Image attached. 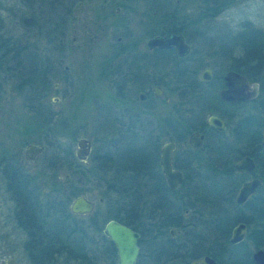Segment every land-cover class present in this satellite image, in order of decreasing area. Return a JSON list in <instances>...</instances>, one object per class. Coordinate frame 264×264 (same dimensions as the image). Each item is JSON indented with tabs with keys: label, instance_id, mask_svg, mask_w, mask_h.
I'll use <instances>...</instances> for the list:
<instances>
[{
	"label": "rangeland",
	"instance_id": "374dc122",
	"mask_svg": "<svg viewBox=\"0 0 264 264\" xmlns=\"http://www.w3.org/2000/svg\"><path fill=\"white\" fill-rule=\"evenodd\" d=\"M167 1L165 10L168 14L166 16L162 13L164 9H160L161 13L154 12V15L149 13L142 0H58L61 8L59 9L58 6L56 8L58 17H61L60 33L63 36L54 46L52 43L48 44L45 37H42L46 28L44 24L40 31L32 26L35 19L39 20L38 16H46L50 12L47 8L40 13L37 1L31 3V9L26 8L24 4L21 5L19 0H0V7H2L0 15L4 22V31L16 39L13 43H9V53L7 52L0 58V84L2 85H0V106L3 105L9 109L11 123L12 115H16L19 130V137L16 135L15 142L11 137L10 141L6 142L7 144L0 143V156L5 152L6 155L17 156V159L23 162V149L27 144L43 146L39 158L30 163L27 170L35 173L36 185L43 188L45 194L52 196L59 193L58 195L65 198L67 203L75 197H69L68 192L74 186H78V189L82 191L80 195L95 201L93 211L78 216V219L89 221L90 225L93 224V220L101 226L105 224L102 220L109 207L106 200L114 199L105 186L106 182L108 184L112 181V177L109 180L107 176L103 180L101 173L91 170L93 173L88 172L87 176L78 180V174L76 176L71 172L76 165L83 166L82 169H93L95 163L91 162V157L95 155V159H99L96 156L99 153L95 152L99 142L110 145L108 143L114 131L109 122L111 123V120L115 118L120 121L127 120V113L123 111V107H128L133 97L135 100L136 96H132L133 93H131L134 89L127 87L124 88V92L126 97L130 96V98L125 101L127 98L122 93V103L113 104L117 98L114 94V64L111 65V62L114 63L113 54L117 53L118 47H130L135 50L141 46L144 48L145 43L151 37L176 32L186 33L189 27L194 25L193 19H199L198 26H205L203 30L206 31L204 33H207L208 37L205 39L208 47L205 48L202 60L212 66L215 75H220L227 70L241 72L251 68L254 61L244 63L245 56L242 47L254 48V45L264 39V0H224L223 8L212 9L210 7L206 13L208 17L205 23H201L202 20H200L202 12L194 18L195 4L202 0ZM38 23L41 22L38 21ZM177 26H180L178 28H182V31L177 30ZM117 42L118 45L115 46ZM22 44H26L27 49L36 54H34L36 58H47L48 85L42 94H39L41 96L39 104L44 106L49 116L48 123H43L31 113H27L22 107V95L17 93L20 80L16 77L17 67L14 62L18 59V47ZM168 71L167 69L162 73L160 71L157 73L156 78L161 77L159 81L165 84L157 82L161 85V95L153 101V104L151 103L152 108L149 109L147 116L149 125L157 127L161 132L160 143L170 140L162 124V118L170 115L171 118L178 119L181 113L178 112L179 104L176 100V90L180 86L172 84ZM263 72L264 68L256 81L258 83L257 97L253 102L245 103L236 112L237 117L227 123L224 139L235 143L236 136L242 131L239 127L240 123L243 125L242 118L246 121H257L258 128L264 123ZM190 86L191 84L187 85L186 89H192ZM150 96L153 97L151 94ZM111 105L117 109L111 110ZM228 111L236 110L228 109ZM198 114L197 112L196 115ZM243 135L245 139L247 135ZM80 138H86L91 144V151L84 160L75 156L76 142ZM4 145L5 151H3ZM52 145L57 146L54 158L49 156L54 149ZM238 146L242 148L243 142ZM65 151L71 154L63 156ZM201 156L202 154L198 153V162H202ZM59 160L61 164L52 168V165L57 164ZM102 161L98 160L99 163L95 164L97 170L107 168V163ZM6 196L0 183V218L4 219L9 217V208L12 207L11 201ZM98 198L102 201L97 202ZM175 205L169 207V213L175 210ZM139 209L137 208L138 212H136L138 215L141 213ZM242 212L249 215L248 217L252 216L245 209ZM182 218L188 229L190 227L188 222H193L194 219L190 218L188 210L182 213ZM252 220L251 224L246 225L243 239L245 241L243 250L246 249L249 252L250 259L254 250L260 248L264 251V246L255 244L257 238L254 236L247 238V235H250V232L260 225L255 221L254 216ZM2 227L3 231L5 230L8 234L14 232L12 236L4 238L3 244L8 255L2 257L3 260L10 259L11 264H31L27 255L26 237L18 231H12L13 226L10 224L5 223ZM192 230L195 232L197 228ZM179 238L182 242V236ZM206 245L211 244L206 243ZM204 254L200 253L197 258ZM222 257V255L219 258L212 256L217 263L223 260ZM189 260V257L182 256L180 253L179 258L171 261L170 264H188ZM97 264L112 263L100 261Z\"/></svg>",
	"mask_w": 264,
	"mask_h": 264
},
{
	"label": "flooded vegetation",
	"instance_id": "af4514ba",
	"mask_svg": "<svg viewBox=\"0 0 264 264\" xmlns=\"http://www.w3.org/2000/svg\"><path fill=\"white\" fill-rule=\"evenodd\" d=\"M219 1L220 0L199 1L198 4H195L194 18H196L197 15L202 12L200 20H202L201 23H205V21L207 20L206 18L208 17L206 13L210 9V7L212 9H219L224 7V0H221L220 3H218ZM55 5L61 8L58 0L55 1ZM193 21L194 25L190 26L189 30L186 33H173L180 34L182 36L183 42L188 47L187 52L182 56L178 55L175 47L173 46L168 48H149L147 46V42L145 43L144 48L143 46H141L139 47L140 49L138 48L137 50L130 47H118L119 50L117 51V53L113 54L114 63L112 61L111 65L114 64V94L117 98L115 99L113 104L122 103L121 101L123 99L121 95L122 93L125 94L124 90L127 87H131V89H134L131 93H133L132 96L135 95L136 97L135 100L134 97L132 100H130V102L128 103V107H123V111L127 113V120L120 121L115 118L111 120V123L109 122V125H111V129L114 131L112 132L113 135L110 136L111 141L110 143H108L110 144V147L106 145L105 142H99L95 151L99 153L96 154V156L99 158L98 160L104 158L105 160L107 159L109 161H112V164L108 165L110 168L108 172L109 174H107L110 179L111 177L113 178L112 181L108 182L109 185L112 183H114L115 185L123 184V178H119L117 180V177L124 176L126 177L124 179H127L125 180V183H131L133 185L135 184V189L138 188L136 186H139L141 194H147L149 192L154 193L163 190L169 192L178 191L184 184L185 176L187 175V173L190 174L192 168L196 171L195 168L197 165H199L197 162L199 161L198 153L202 154L201 161L204 160L205 156L203 154V151L209 139H212L213 137H220L224 145V130L227 123L230 122L232 118L237 117L238 114L236 112L239 111L245 103L253 102V100L257 97L256 94V96H254L253 98L245 99L242 101H229L224 100V98L220 97V92L224 91V88H226L224 76L229 71H233L243 76L247 83H256L257 89L258 83L255 80L249 79L237 70H227L225 72L223 71V73L220 75H215L212 66L202 60V56L205 53V48L208 47V42L205 40L208 38L207 33H204L206 31L203 30L205 26H198L199 19H193ZM117 45L118 42L115 44V46ZM165 57L169 58L166 63L168 67L163 71L167 69L169 70L168 75H170V79H172V75L170 73L174 70L176 64L175 61H179L180 66L183 65L182 68L185 70L187 69L191 73L192 77H194L190 86L192 89H187L192 96L190 95L188 98H185L186 95H184V93L182 94L180 88L176 90V100L179 104L178 112H184L185 110L188 111L184 114L186 119L190 117V112L192 115L191 120L189 118V121L177 123L176 134L178 135V138L175 139L171 137V132L165 128L164 123L162 122L165 128V132H167L170 140L160 143L162 137L161 132L157 127L149 125L147 116L149 109L152 108L153 101L158 99L161 95V85L157 83V81L161 80V77L156 78V76L158 75L157 73L159 71L162 73L161 69L163 67L162 64L164 63ZM201 75H203L205 79L200 78ZM153 87H158L160 89V93L158 95L154 94V92L152 91ZM18 92L19 88H17V93ZM149 93L153 97H151ZM126 98L127 99L125 101H127L130 96H127ZM227 108H236L237 110L228 111ZM114 109L117 108L114 105H111V110ZM197 112L199 113L198 115H196ZM10 116L11 115L9 113V109L1 105V144H7L6 142L10 141L11 137L13 138L12 141L15 142L16 135L19 137V130L17 126L18 121L16 115H12V123L10 122ZM209 116H215L220 119L223 123H225L224 128L221 131H218L215 128L209 126L207 123V119ZM263 126L264 123L259 128L258 126L256 128L255 126L254 128H252L243 126L241 125V123L239 124V127L242 131L248 130L249 134H253L254 137H257L258 145L264 149V147L261 146V129ZM149 132H151L152 135L158 136L157 145L154 146V142L150 145V139L153 141L155 139L148 137ZM192 132H197L203 135L202 143L199 147H191L187 142V139ZM166 142H172L173 144L170 166L173 170L180 172L182 177L181 182L174 188H170L167 185L166 179L162 172V166L160 165L159 150L161 146ZM3 151H5V145ZM4 153L5 152H3L0 156V183L2 184L4 192L7 194L6 198L11 201L12 207L9 208L10 213L7 219L0 218V264H7V259L5 258L3 260L2 258L8 255L6 254V250L4 248L5 246L3 244V242L5 241L4 238L12 236L14 233L13 232L8 234L5 232V230L3 231L2 226L5 225V223L13 226L12 231H18L19 234L22 233L26 237V241L28 242L34 235V231L31 230L30 227L32 226V228H34L36 227V225H39V227L41 228L43 224V221L41 219H43L51 212V210H49V207L52 205L51 203H48V199L54 198L55 207L61 206L65 211L69 212V203L65 202L66 199L60 197L58 195L59 193L57 192V194L52 196H48L47 194H45L44 189L36 185L35 173H31V171L27 170V166H29L30 163L35 162L39 158L40 154L33 160L25 159L23 154L22 162L21 160L17 159V156L6 155ZM129 154L136 155L134 159L138 160V163L129 164L127 167H130V169L120 171L119 168L122 167V161L127 160ZM244 156H249L252 158L255 163V168L250 173L241 174L243 176V180L241 182L251 177H260L261 184L262 177L256 171L257 166L254 156H251L248 153H244L242 157ZM239 159H237L236 162ZM134 165H136L135 167L138 166L139 170L135 169V172H133L132 168ZM260 184L258 188L260 187ZM252 195H250L247 200ZM176 197L175 195H173L171 198L175 199ZM155 198L157 199V197ZM159 202L160 201L151 200L145 201L143 205H141L140 215L136 214L138 204H135L132 207V203H129V208H127L128 210L126 209L128 211L127 216L130 218V221L137 220L136 224L123 223L113 218H109L105 221L106 223L110 219L115 220L116 222L127 226L132 231L138 234V239L136 241L138 253L134 264H170L171 261L178 259L180 256L181 240H179V237L182 235V229H180L175 224L180 221L184 225H186V223H183L182 220L176 219L174 215L170 218L160 216L158 206H160L163 201H161L160 203ZM170 202L171 205H174L173 201H169V203ZM59 212L57 211L58 214ZM166 223L170 224L167 227H164ZM188 224L190 225V227L188 229L185 228L184 230L190 231L194 229L193 227H191L192 222H188ZM196 259L198 258L196 257ZM193 260L195 259H190L188 264H190V262ZM65 262L72 261H64L61 264ZM111 263L117 264L115 248L114 260Z\"/></svg>",
	"mask_w": 264,
	"mask_h": 264
},
{
	"label": "trees",
	"instance_id": "16d2710c",
	"mask_svg": "<svg viewBox=\"0 0 264 264\" xmlns=\"http://www.w3.org/2000/svg\"><path fill=\"white\" fill-rule=\"evenodd\" d=\"M36 1L40 13L46 8L50 12L46 14V16H38V21L41 23H38L35 19L32 26L40 31L44 24L46 28L44 27L45 29L42 37H45L48 44L52 43L55 46L60 40V37L63 36L60 33L62 21L61 17H58L55 5L56 0H19L20 4H24L26 8H31V3ZM142 1L147 6L148 12L153 15L154 12L161 13L160 9H167V0ZM58 8L60 9V7ZM0 9H2V7H0ZM166 11L167 10L162 12L163 15L168 14ZM178 27L180 26H177V28ZM177 30L182 31V28H178ZM15 40L16 39H13V37L7 35L4 31V22L0 15V58L6 55L7 52L9 53L10 47H8V45ZM27 48L28 46L26 44H22L18 47V59L14 62L15 67H17L15 72L17 74L16 77L20 80L19 93L22 95V107L27 113H31L39 121L48 123L49 116L44 106L39 104L41 97L39 94L41 95L42 91L48 85L47 58H36V54L31 53ZM242 48L245 56L244 63L248 61H254V63L251 68L243 70L241 73L249 79L257 81L259 79V73H261L264 68V39L254 45V48H248L246 46ZM10 57L12 58V56ZM168 60L169 58H164L161 71L168 67L166 64ZM175 62L174 70L170 73L172 75V84L180 86V91L182 94L184 93V95H186L185 98H188L191 93L186 89V86L191 84L194 77H192L187 69L185 70L182 68L183 65L180 66L179 61ZM8 70L9 68L7 71ZM157 82L162 83V81ZM233 109L237 110L236 108ZM185 112L188 111L185 110L181 112L178 119L171 118L170 115H166L162 118L165 128L171 132L170 135L174 139L178 138L176 134L177 123L189 121V118L191 120V112L188 119L184 116ZM242 124L243 126L252 128H254V126L256 128L259 125L257 121H246L244 118H242ZM243 134L247 135L245 139L242 137ZM148 137L155 139L154 141L150 139V145L153 142L154 146L157 145V135H152V133L149 132ZM257 139L258 138L254 137L253 134H249L248 130L241 131V134L236 136V144L224 139L223 145L219 137L209 139L203 151L205 156L204 160L202 162L197 161L199 165L196 166V171L192 168L191 173H187L184 184L178 190L179 192L163 190L141 194L139 186H136L138 188L135 189V184L125 183L127 179L124 178L126 177L118 176L117 180L123 178V184L115 185L112 183L109 185L108 183L106 186L107 192L111 193L114 199L108 198L106 200L109 207L106 209L102 222L109 218H113L123 223L136 224L137 220L130 221V218L127 216L129 203H132V207L138 204V208H140L139 210L141 211V205H143L145 201H163V203L158 206L160 216L170 218L174 215L176 219L183 221L182 213L188 210L190 212V218L194 219L191 227L194 229L197 228L195 232L193 230H184L186 227L181 221L175 224L182 229V242L180 248L182 256L185 255L193 259L198 257L200 253H205L218 258L222 255L224 261L221 259L217 264H252L249 252L246 249L243 250L245 241L236 245H230L228 243V237L231 228L236 223L243 222L249 225L253 222L252 216H254L256 219L255 221L259 222L260 225L251 231L250 235H247V238L250 239V237L254 236L257 238L255 244L264 246V149L258 145ZM241 142H243L242 148L238 146ZM52 146L54 149L49 156L51 158L53 156L54 158L57 146ZM244 153L254 156L257 166L256 171L262 177V183L257 192L252 195L246 203L237 205L234 202V191H236L243 176L234 171L233 163ZM69 154H71L69 151H65L63 156H68ZM135 156L134 154H129L127 157L128 159L122 161V167L119 168V170L130 169V167H127L129 164L138 163V160L134 159ZM101 160L107 163L106 169H101V171L97 170L95 164H97L98 160L95 159V155H92L91 162L95 163L93 169H82L83 166L76 165L71 173L76 176L78 174L77 179L81 180V178L87 176L88 172L93 173L92 171L95 170V172L101 173V179L103 178V180H105L110 168L108 165L112 164V161L105 160L104 158H101L99 161ZM60 161L61 160H59L57 164L54 163L52 168L59 166L61 164ZM135 166L136 165L132 168L133 172H135V169L139 170V167ZM68 193L69 197H71L78 194L80 195L82 191L78 189V186H74ZM173 195H175V197L177 196L176 201L171 198ZM154 196L157 197V199ZM47 201L52 205L49 207L51 212L41 219L43 221L42 227L40 228L39 225H36L34 228H32V226L30 227V229L34 231V235L32 239L26 243V249L31 264H59L64 261H72L75 264H97L100 261L111 263L114 260V247L111 242L102 235V226L100 224H97L96 221L92 219L93 224L90 225L89 221L78 219V216L65 211L63 207H55L54 198L48 199ZM169 201H173V203L176 204V207H174L175 210H172L171 213H169V207L173 205H171ZM244 209L249 211L252 216L248 217L249 215L243 213L242 211ZM57 211H60L59 214ZM169 224L170 223H166L164 227H167ZM90 232L94 235L92 236ZM204 243H210L211 245L205 246Z\"/></svg>",
	"mask_w": 264,
	"mask_h": 264
},
{
	"label": "water",
	"instance_id": "95a60500",
	"mask_svg": "<svg viewBox=\"0 0 264 264\" xmlns=\"http://www.w3.org/2000/svg\"><path fill=\"white\" fill-rule=\"evenodd\" d=\"M147 46L149 48H168L175 47L179 56H182L187 52V45L183 42L180 34H163L155 35L147 40ZM200 78L205 79L203 75ZM225 86L224 91L220 92V97L229 101H242L245 99L253 98L257 93V84L247 83L245 78L233 71H229L224 76ZM250 89V90H248ZM246 90V91H245ZM152 91L158 95L160 89L153 87ZM209 126L221 131L225 123L215 116H209L207 119ZM203 135L197 132H192L187 142L191 147H199L202 143ZM75 156L84 160L90 151V142L86 138H80L76 142ZM261 146L264 147V126L261 129ZM173 149L172 142L164 143L160 150V165L162 166V172L166 179L167 185L170 188H174L181 182L180 172L173 170L170 166L171 151ZM43 146L37 144H27L23 149L24 158L33 160L36 156L41 154ZM234 170L240 174L250 173L255 168V163L249 156H244L234 163ZM260 177H251L240 183L234 194V202L237 205H242L246 202L247 198L254 194L260 184ZM98 202L101 201L99 198ZM95 205V201L78 195L69 202V212L73 215H84L90 213ZM102 233L113 244L116 250L117 264H134L138 247L136 241L138 234L132 231L127 226L116 222L115 220H108L102 228ZM246 233V224L243 222L236 223L230 230L228 237V243L230 245H236L243 241ZM252 264H264V251L260 248L254 250L251 253ZM7 264H11V260L6 261ZM63 264H74L72 262H65ZM190 264H216V261L208 256L204 255L198 259L190 262Z\"/></svg>",
	"mask_w": 264,
	"mask_h": 264
}]
</instances>
